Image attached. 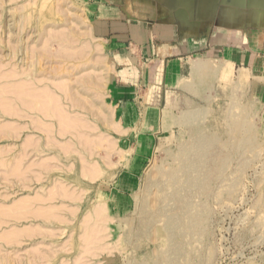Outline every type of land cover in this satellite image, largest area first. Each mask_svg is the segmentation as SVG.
Wrapping results in <instances>:
<instances>
[{
	"label": "rangeland",
	"instance_id": "obj_1",
	"mask_svg": "<svg viewBox=\"0 0 264 264\" xmlns=\"http://www.w3.org/2000/svg\"><path fill=\"white\" fill-rule=\"evenodd\" d=\"M88 3L0 0V264H264V101L251 93L248 79L240 81L239 72L214 70L225 65L206 60L213 70L190 73L173 96L163 95V128L137 143L125 122L129 99L115 98L108 61L90 28ZM36 46L40 51L45 46L41 57ZM32 47L42 60L32 57ZM49 89L61 97L47 95ZM38 95L45 96L42 104ZM50 97L61 99L55 104L84 125L73 120L67 132L62 116L45 117L44 102H54ZM37 100L42 106L36 111ZM143 100H135L141 111ZM109 113L126 133L107 122ZM95 160L97 178L90 180L82 166ZM61 189L72 191L73 200ZM51 204L57 216L50 213ZM99 204L105 205L101 229L86 218ZM92 224L94 246L83 237Z\"/></svg>",
	"mask_w": 264,
	"mask_h": 264
},
{
	"label": "crops",
	"instance_id": "obj_2",
	"mask_svg": "<svg viewBox=\"0 0 264 264\" xmlns=\"http://www.w3.org/2000/svg\"><path fill=\"white\" fill-rule=\"evenodd\" d=\"M87 10L115 98L129 99L125 122L137 143L163 128V95L173 96L201 60L225 65L214 70H244L264 101V0H89ZM137 96L145 98L142 111Z\"/></svg>",
	"mask_w": 264,
	"mask_h": 264
},
{
	"label": "bare ground",
	"instance_id": "obj_3",
	"mask_svg": "<svg viewBox=\"0 0 264 264\" xmlns=\"http://www.w3.org/2000/svg\"><path fill=\"white\" fill-rule=\"evenodd\" d=\"M24 8H25V7H24ZM49 27H50V26H49ZM49 27H48V28H49ZM46 28H47V27H46ZM48 28H47V29H48ZM52 28H53V27H52ZM52 28H50V29H52ZM22 29H23V28H22ZM54 29H55V28H54ZM52 30H53V29H52ZM45 31H46V30H45ZM47 31H48V30H47ZM47 31H46L45 33H47ZM50 31H51V30H50ZM52 32H53V31H52ZM52 32H51V33H52ZM42 33L44 34L43 36L45 37V33H44V31H42ZM48 33H49V32H48ZM51 33H50V36H48L49 38L51 37V35H53L54 32H53L52 34H51ZM57 33H58V32H57ZM40 34H41V32H40ZM66 34H67V36H68V34H71V33H69V31H68V32H66ZM55 35H56V34H55ZM60 35H62V34H60ZM72 35H73V34H72ZM65 36H66V35H65ZM67 36H66V37H67ZM39 37H40V36H39ZM39 37H38V38H39ZM54 37H55V36H54ZM63 37H64V36H63ZM70 37H71V36H70ZM52 38H53V37H52ZM52 38H51V40H55L54 38H53V39H52ZM67 38H68V37H67ZM45 39H46V38H45ZM67 40H68V39H67ZM72 40H75V39H72ZM42 41H43V39H42ZM76 41H77V40H76ZM39 42H40V41H39ZM44 42H45V41H44ZM44 42H43V43H44ZM47 42H49L48 39H47ZM47 42H46V43H47ZM69 42H70V40H69ZM74 42H75V41H74ZM35 43H36V42H35ZM41 43H42V42H41ZM46 43H44V44H46ZM49 44H50V43H49ZM71 44H72V42H71ZM71 44L69 43L67 46H69V45H71ZM40 45H41V44H40ZM42 45H43V44H42ZM46 45H48V44H46ZM51 45H52V43H51ZM29 46H30V45H29ZM34 46H35V45H34ZM37 46H38V45H37ZM37 46H36L37 50H36V49H33L34 47H32V48H30V49H33V52H34V50L41 52V53H38V54H37L39 57H41V56H42L43 49L45 48V46H43L44 48H43L42 46L40 47V48H42L41 51H40V49H38ZM81 46H82V45H81ZM12 47H13V46H12ZM27 47H28V46H27ZM47 47H48V46H47ZM49 47H51V46L49 45ZM49 47H48V48H49ZM72 47H73V46H72ZM28 48H29V47H28ZM75 48H76V47H75ZM82 48H83V47H82ZM82 48H81V50H82ZM66 49H67V48H66ZM78 49H79V48H78ZM78 49H76V50H78ZM27 50H28V49H27ZM83 50H84V49H83ZM49 51H50V50H49ZM67 51H68V50H67ZM29 52H30V51H29ZM29 52H28V53H29ZM31 52H32V51H31ZM31 52H30V54H32ZM44 52H45V50H44ZM80 52H81V51H80ZM28 53H27V55H28ZM57 53H58V52H57ZM83 53H84V52H83ZM39 54H40L41 56H40ZM33 55H34V56H32V57L37 56V55H35V52H34ZM43 55H45V53H44ZM28 56H31V55H28ZM38 56H37V57H38ZM46 56H47V54H46ZM86 56H87V55H86ZM39 57H38L37 59L40 60L41 58H39ZM59 57H60V56H59ZM27 59H28V58H27ZM37 59H36V60H37ZM85 59H86V58H85ZM33 60H34V58H32V61H33ZM39 60H38V61H39ZM41 60H42V59H41ZM30 62H31V61H30ZM35 62H36V61H35ZM27 63H28V62H27ZM34 64H35V63H34ZM34 64H33V67H34ZM86 64H87V63H86ZM1 65H2V64H1ZM15 66H16V65H15ZM27 66H28V65H27ZM71 67H72V66H71ZM212 67H213V66H212ZM212 67H211V66L209 65V63H207L205 60H201V61H199V62H196V64H194V68H193L194 71H193V73H194V72L196 73V71L199 70V69H200L201 71L203 70L204 72H205V71H208V70L210 71V70H213ZM2 68H3V67H2ZM0 69H1V68H0ZM18 69H19V68H18ZM22 69H23V68H22ZM24 69H25V68H24ZM24 69H23V70H24ZM31 69H32V67H31ZM23 70H22L21 72H23ZM25 70H27V69H25ZM18 71H19V70H18ZM9 72H10V71H9ZM27 72H30V70H27ZM31 72H32V70H31ZM241 72H243V74H245L244 70H241ZM241 72H240V73H241ZM4 73H5V72H4ZM4 73H3V75H4ZM11 73H12V71H11ZM13 73H14V72H13ZM24 73H25V71L23 72V74H24ZM33 73H34V71H33ZM33 73H32V74H33ZM36 73H38V72H36ZM72 73H73V72H72ZM84 73H85V72H84ZM23 74H22V75H23ZM25 74H26V73H25ZM243 74H242L241 76L239 75V76H240L239 79H240V81H242V82L245 81V80L247 79V78H246V77H247V73L245 74V77H244ZM0 75H2V73H1ZM18 75H19V74H18ZM36 75H37V74H36ZM43 75H44V74H43ZM46 75H47V74H45V76H46ZM5 76H6V77H5ZM5 76H4L5 78L8 77L7 75H5ZM9 76H10V75H9ZM20 76H21V75H20ZM32 76H33V75H32ZM37 76H38V75H37ZM50 76H53V75H50ZM4 77H2V78H4ZM10 77H11V76H10ZM14 77H15V76H14ZM35 77H36V76H35ZM8 78H9V77H8ZM39 78H40V77H39ZM43 78H44V77H43ZM45 78H47V77H45ZM0 79H1V77H0ZM36 79H37V77H36ZM51 79H53V78L51 77ZM37 80H38V79H37ZM37 80H36V81H37ZM49 80H50V77H49ZM54 80H55V78H54ZM61 80H62V79H61ZM65 80H66V79H65ZM23 81H25V83H26V80H23ZM55 81H56V80H55ZM17 82H18V81H17ZM30 82H31V81H30ZM41 82H42V80H41ZM67 82H68V81H67ZM69 82H70V81H69ZM4 83H5V82H4ZM11 83H12V82H11ZM21 83H22V82H21ZM35 83H36V82H34V84H35ZM55 83H57V82H55ZM61 83H62V82H61ZM61 83H60V85L62 86ZM65 83H66V82H65ZM16 84H17V83H16ZM0 85H1V84H0ZM3 85H5V87H6V84H3ZM3 85H2V86H3ZM7 85H8V84H7ZM18 85H19L18 87H20V84H18ZM30 85H31V84H30ZM35 85H37V84H35ZM60 85H59V86H60ZM64 85H65V84H64ZM67 85H68V84L65 85V89H66V90H68V88H66ZM235 85H236V84H235ZM9 86H14V85H9ZM37 86H38V85H37ZM37 86H36V87H37ZM45 86H46V85H45ZM55 86H57V85H55ZM0 87H1V86H0ZM7 87H8V86H7ZM15 87H16V86H15ZM68 87H69V86H68ZM235 87H236V86H235ZM8 88H9V87H8ZM13 88H14V87H13ZM24 88H25V87H24ZM28 88H29V87H28ZM37 88L39 89V87H37ZM40 88H41V87H40ZM42 88H43V87H42ZM50 88H51V87H50ZM58 88H59V87H58ZM63 88H64V87H63ZM69 88H70V87H69ZM4 89H5V88H4ZM6 89H7V88H6ZM53 89H54V88H53ZM59 89H60V88H59ZM10 90H12V88H10ZM28 90H29V89H28ZM34 90H35V88H34ZM42 90H43V89H42ZM49 90H51V89H49ZM49 90H48V91H49ZM61 90H62V89H61ZM72 90H73V89H72ZM7 91H8L9 93L12 92V91H9V90H7ZM25 91H26V88H25ZM36 91H37V90H36ZM43 91H44V90H43ZM48 91H47V92H48ZM73 91H74V90H73ZM5 92H6V91H5ZM8 92H7V93H8ZM15 92H16V91H15ZM19 92L21 93L20 90H19ZM38 92H39V91H38ZM57 92H58V91H57ZM62 92H64V91L62 90ZM1 93H2V92H1ZM13 93H14V92H13ZM20 93H19V94H20ZM22 93H23V92H22ZM27 93H28V91H27ZM31 93H32V91H31ZM33 93H34V91H33ZM33 93H32V95H34ZM42 93H43V92H42ZM42 93H41V94H42ZM49 93H51V95H52V93H53L52 96L58 95V94H55V95H54V91L52 92V90H51V92H48L47 95H49ZM59 93H60V92H59ZM65 93L68 94V93H69V90H68V93H67V92H65ZM65 93H63V94H65ZM73 93H74V92H73ZM29 94H30V93H29ZM35 94H37V93H35ZM43 94H44V93H43ZM66 94H65V98L67 97ZM27 95H28V94H27ZM47 95H46V97H48ZM69 95H71V97L73 96L72 93L69 94ZM15 96H16V94H15ZM49 96H50V95H49ZM74 96H75V95H74ZM5 97H6V96H5ZM35 97H36V96H35ZM37 97H40V96L38 95ZM43 97H45V96L42 95V98H43ZM55 97H56V96H55ZM58 97H61V96L58 95ZM69 97H70V96H69ZM71 97H70V100L72 101L73 99H71ZM6 98H7V97H6ZM19 98H20V96H19ZM22 98H23V97H22ZM40 98H41V97H40ZM40 98H39V99H40ZM42 98H41V100H42ZM52 98H53V97H52ZM63 98H64V97H63ZM75 98H76V97H75ZM23 99H24V98H23ZM36 99H37V98H36ZM39 99H38V100H39ZM57 99H58V98H57ZM24 100H25V99H24ZM34 100H35V99H34ZM38 100H37V101H38ZM44 100L49 101L48 98H47V99H44ZM50 100H51V97H50ZM52 100L54 101V100H56V99L54 98V99H52ZM52 100H51V102H52ZM58 100H59V99H58ZM58 100H56V102H57ZM64 100H65V99H64ZM70 100H68V101H70ZM76 100H77V98H76ZM3 101H4V100H3ZM61 101H62V100L60 99V101H58V102H59V103H62ZM9 102H10V101H9ZM30 102H31V101H30ZM32 102H33V101H32ZM35 102H36V101H35ZM73 102L76 103L75 99L73 100ZM27 103H28V102H27ZM38 103H39V101H38ZM42 103H43V100L41 101V104H42ZM44 103H46V104H45V107H44V110H43V111H44L43 114H45V115H44L45 117H46V116H49V115H47V114H50V116H51V115H53V116H58V115H60V116H62V118L60 117V118H61L60 120H64V122H65L64 124H62L63 121H60V122H61V125H65V126H64V127H65V128H64L65 131L69 132L70 129L72 130L73 127H72V124H71V123L73 122L74 119H73V117H71V115H69L70 112L67 114V112L69 111V109H68V111H66V109H65V111H66V112H65L64 109L62 108L63 105H62V104L60 105V104H58V103L55 104V101H54L53 103H51V104H53V105L48 104L47 102H44ZM83 103H84V102H83ZM36 104H37V103H36ZM47 104H48L49 106H47ZM54 104H55V105H54ZM67 104H68V103H67ZM67 104H66V105H67ZM8 105H10V104H8ZM64 105H65V104H64ZM68 105H69V104H68ZM84 105H85V104H84ZM4 106H5V105H4ZM4 106H2L3 109H4ZM16 106H17V104H16ZM41 106H42V105H41ZM41 106H40V103H39V104H38V107H36L35 110L37 111V108H39V107H41ZM89 106H90V104H89ZM92 106H93V105H92ZM8 107H9V106H8ZM8 107H7V108H8ZM13 107H14V105H13ZM67 107H68V106H67ZM84 107H85V106H84ZM5 108H6V107H5ZM32 109H33V107H32ZM42 109H43V108H42ZM85 109H86V108H85ZM9 110H10V107H9V109H8V112H9ZM11 110H12V109H11ZM15 110H17V109L15 108ZM20 110H21V109H20ZM5 111H6V110H5ZM38 111H39V110H38ZM103 111H104V110H103ZM11 112H12V111H11ZM13 112H14V111H13ZM13 112H12V113H13ZM41 112H42V111H41ZM9 113H10V112H9ZM15 113H16V112H15ZM18 113H19V110H18ZM58 113H59V114H58ZM36 114H37V113H36ZM15 115H16V114H15ZM28 115H29V114H28ZM30 115H31V114H30ZM30 115H29V116H30ZM37 115H38V114H37ZM12 116H13V115H12ZM19 116H20V115H19ZM26 116H27V115H26ZM50 116H49V118H50ZM72 116H73V115H72ZM31 117H32V116H31ZM37 117H38V116H37ZM29 118H30V117H29ZM39 118H40V117H39ZM55 118H56V117H55ZM57 118H58V117H57ZM40 119H41V118H40ZM105 119H107V122H108L109 124L113 125V126H114V129H116L118 132H122V131H123V129H121V127L119 128V124H118V122L115 121V120H113V118H112V114H111V113H109L108 115L106 114ZM84 120H85V119H84ZM32 121H35V120H32ZM37 121L39 122V120H37ZM75 121H77V123H76ZM82 121H83V120H82ZM12 122H13V121H12ZM40 122H41V120H40ZM58 122H59V121H58ZM74 122H75V124H74L75 126H78V124H80V123H79V122H80L79 120H74ZM84 122H86V121H84ZM1 123H2V122H1ZM6 123H7V122H6ZM10 123H11V122H10ZM13 123H14V122H13ZM42 123H43V122H42ZM86 123H88V122H86ZM86 123H85V124H86ZM32 124H33V123H32ZM40 124H41V123H40ZM49 124H50V123H49ZM205 124H206V123H205ZM1 125H2V124H1ZM1 125H0V126H1ZM9 125H10V124H9ZM19 125H20V124H19ZM23 125H24V124H23ZM33 125H34V124H33ZM50 125H51V124H50ZM80 125H84V123H83V124H80ZM7 126H8V125H7ZM17 126H18V124H17ZM51 126H52V125H51ZM51 126H50V127H51ZM85 126H86V125H85ZM8 127H9V126H8ZM10 127H11V126H10ZM12 127H13V126H12ZM20 127H22V126H20ZM34 127H35V126H34ZM39 127H40V126H39ZM42 127H44V126L42 125ZM42 127H41V128H42ZM60 127H61V126H60ZM62 127H63V126H62ZM87 127H89V126H87ZM87 127H86V128H87ZM95 127H97V126H95ZM48 128H49V127H48ZM48 128H47V130H49ZM83 128H85V127H83ZM91 128H92V127H91ZM14 129H15V128H14ZM14 129H13V131H14V133H15V130H14ZM64 129L62 128L61 131L64 132ZM67 129H68V130H67ZM96 129H97V128H96ZM16 130H17V129H16ZM41 130H42V129H41ZM47 130L45 131V129H43V131H45L46 133H47ZM56 130H57V129H56ZM58 130H59V129H58ZM51 131H52V130H50L49 133H51ZM88 131H89V133H91L90 130H88ZM53 132H54V131H53ZM59 132H60V131H59ZM62 132H61V133H62ZM79 132H80V131H79ZM92 132H93V131H92ZM87 133H88V132H87ZM98 133H99V132H98ZM210 133H211V132H210ZM2 134H3V133H2ZM63 134H64V133H63ZM81 134L83 135V133H81ZM54 135H55V134H54ZM84 135H85V134H84ZM84 135H83V137H84ZM85 136H86V135H85ZM92 136H93V135H92ZM92 136H91V137H92ZM96 136H98V135H96ZM4 137H5V136H4ZM46 137H47V135H46ZM79 137H80V135H79ZM79 137H78V138H79ZM87 137H88V136H87ZM89 137H90V136H89ZM94 137H95V136H93L92 138H94ZM14 138H15V137H14ZM25 138H26V137H25ZM49 138H50V137H49ZM53 138H54V137H53ZM81 138H82V137H81ZM85 138H86V137H85ZM92 138H91V139H92ZM95 138H96V137H95ZM32 139H33V138H32ZM46 139H48V137H47ZM50 139H52V138H50ZM96 139H97V138H96ZM35 140H36V139H35ZM53 140H54V139H53ZM53 140H52V141H53ZM82 140H83V139H82ZM84 140H85V139H84ZM87 140H90V139L88 138ZM87 140H86V141H87ZM98 140H99V139H98ZM27 141H28V140H27ZM78 141H79V140H78ZM93 141H94V139H93ZM34 142H35V141H34ZM39 142H40V141H39ZM28 143H30V142L28 141ZM37 143H38V142L36 141V144H37ZM47 143H48V142H47ZM49 143H50V141H49ZM81 143H82V141H81ZM32 144H33V142H31L30 145H32ZM36 144H35V147L38 148L40 144H39V145H36ZM50 144L52 145V144H54V142H53V143L51 142ZM57 144H58V143H57ZM66 144L68 145V143H66ZM79 144H80V142H79ZM84 144H85V143H84ZM84 144H83V145H84ZM94 144H97V141H94ZM99 144H100V143H99ZM41 145H42V144H41ZM75 145H76V144H75ZM90 145H91V141H90V143H89V146H90ZM37 146H38V147H37ZM55 146H56V145H55ZM55 146H51V147H55ZM70 146H73V145L70 143ZM76 146H77V145H76ZM111 146H112V145H111ZM35 147H34V148H35ZM67 147H68V146H67ZM36 148H35V149H36ZM39 148H41V147H39ZM110 148H111V147H110ZM41 149H42V151L44 150L43 148H41ZM67 149H70V148H67ZM42 151H41V152H42ZM118 151H119V150H118ZM37 152H38V150H37ZM73 152H74V151H73ZM93 152H94V150H93ZM93 152H92V153H93ZM70 153H71V152H69V154H70ZM74 153H75V152H74ZM83 153H84V152H83ZM92 153H91V156L94 154V153H93V154H92ZM96 153H98V152H96ZM188 153H189V152H188ZM108 154H109V153H108ZM119 154H121L120 151H119ZM26 155H27V154H25V156H26ZM78 155H80V154H78ZM81 155H82V154H81ZM81 155H80V156H81ZM83 155H84V154H83ZM95 155H96V154H95ZM84 156H85V158H86L87 155L85 154ZM88 156H90V154H89ZM107 156H108V155H107ZM58 157H59V155H58ZM110 157H111V156H110ZM123 157H124V156H123ZM85 158H84V159H85ZM168 158H169V156H168ZM58 159H59V158H58ZM74 159H75V158H74ZM80 159H83V156H82L81 158H79V160H80ZM84 159H83V160H84ZM41 160H42V159H41ZM75 160H76V159H75ZM2 161H3V160H2ZM86 161H89V160L86 159ZM102 161H103V160H102ZM41 162H43V160H42ZM84 162H85V161H84ZM84 162H82V165H83ZM92 162H93V161H92ZM92 162H90V164H88L89 162H87V163L85 162L86 165H84V167L82 166V168H84V170H83V172H82V171H81V172L83 173V176L87 177L88 179H90V180H95V179L97 178V170H96V167H97L99 164H97L96 160L94 161V163H92ZM104 162H105V161H104ZM189 162H190V160H189ZM36 164H38V163L36 162ZM40 164H41V163H39L38 165H40ZM69 164H70V166H71V163H69ZM187 164H188V163H187ZM32 165H33V164H32ZM41 165H42V164H41ZM44 165H47L46 168H48V164H47V162H46V163H43V167H44ZM49 165H50V164H49ZM55 165H56V164H55ZM55 165H54V166H55ZM33 166H34V165H33ZM52 166H53V164L51 165V167H52ZM70 166H69V167H70ZM182 166H183V165H182ZM49 167H50V166H49ZM183 168L185 169V167H183ZM195 168H196V167H195ZM46 170H47V169H46ZM17 171H18V170H17ZM20 172H21V171H20ZM39 173H40V172H39ZM39 175H40V174H39ZM81 175H82V174H81ZM166 178H169V176L166 177ZM37 181H38V180H37ZM168 181H169V180H168ZM189 182H190V181H189ZM169 183H170V182H169ZM177 183H178V182H177ZM63 184H64V183H63ZM61 185H62V184H61ZM166 185H167V182H166ZM181 185H182V184H181ZM52 186H53V185H52ZM67 186L69 187V185H66V187H67ZM168 186H169V184H168ZM61 187L63 188V186H61ZM68 187L66 188V190L68 189ZM169 187H170V186H169ZM56 188H57V187L55 186V189H56ZM70 188H71V187H70ZM52 189H53V188H52ZM64 189H65V187H64ZM57 190L59 191L58 188H57ZM57 190H54L55 192H52L53 190L50 192V193H51V197H50V198H52V196H53V197L55 196V194L57 193ZM61 190H62V192L64 191L63 189H61ZM71 190H72V189H71ZM73 191H74V190H73ZM81 191H82V190H81ZM163 191H164V190H163ZM62 192H61V193H62ZM68 192H70V193H67V191H64L63 195L65 194L64 196H66V194H67V195H68V194H71L72 191L69 190ZM164 192H165V191H164ZM54 193H55V194H54ZM74 193H75V191H74ZM76 193H79V192H76ZM52 194H53V195H52ZM57 194H58L57 196H60V195H59V194H60V191H59V193H57ZM71 195H75V194H71ZM71 195H70V196H71ZM68 196H69V195H68ZM70 196H69V197H70ZM39 197L41 198V196H38L37 198H39ZM42 197H43V195H42ZM79 197H80V196H79ZM45 198H46V195H45ZM47 198H48V196H47ZM70 198H71V197H70ZM75 198L77 199L76 196H75ZM75 198H74V200H76ZM164 198H165V197H164ZM42 199H43V198H42ZM68 199H69V198H68ZM24 200H25V199H24ZM27 200H28V199H27ZM33 200L36 201V200H38V199L35 198V199H33ZM40 200H41V199H40ZM40 200H38V201H40ZM46 200H47V199H46ZM69 200H73V199L71 198V199H69ZM165 200H166V199H165ZM21 201H22V200H21ZM79 201H80V198H79ZM32 202H33V201H32ZM32 202H31V203H32ZM17 204H18V203H17ZM17 204H16V205H17ZM161 204H162V203H161ZM31 205H33V204H31ZM47 205H48V204H47ZM47 205H46V206H47ZM51 205H52V206H51ZM51 205H50V207H49V211H50V209H51L50 213L52 214V212H54L53 215L55 214V215L57 216V214H59L58 211L55 213V211L52 210V208H54V205H55V204H54V205L51 204ZM181 205H182V204H181ZM10 206H11V204H10ZM17 206H18V205H17ZM20 206H22V205H20ZM29 206H30V205H29ZM41 206H42V205H41ZM48 206H49V205H48ZM48 206H47V207H48ZM70 206H71V205H70ZM4 207H5V206H4ZM12 207H13V205H12ZM12 207H11V208H12ZM14 207H15V206H14ZM14 207H13V210H14ZM23 207H24V206H23ZM23 207H21V208H23ZM44 207H45V206H44ZM51 207H52V208H51ZM55 207H57V206H55ZM78 207H79V206H78ZM15 208H17V207H15ZM18 208H20V207H18ZM38 208H39V205H38ZM42 208H43V206H42ZM9 209H10V207H9ZM33 209H35V208H33ZM0 210H1V209H0ZM3 210H4V209H3ZM13 210H12V211H13ZM39 210H40V209H39ZM55 210H56V208H55ZM57 210H58V209H57ZM104 210H105V205H103V204H99V205H97V206H95V207L93 208V210H92V212H91V216H90V218L87 217L89 214H87L86 218H88L89 221L91 220L92 222H95L97 225H98V224L101 225V222L103 221V217H104ZM1 211H2V210H1ZM29 211L31 212L32 210H29ZM42 211H43V210H42ZM44 211H45V210H44ZM73 211H74L73 213H75V210H74V209H73ZM5 212H6V211H5ZM18 212H19V211H18ZM26 212H27V211H26ZM26 212L23 211L22 213H26ZM40 212H41V211H40ZM45 212H47V210H46ZM8 213H9V212H8ZM8 213H7V214H8ZM35 213H36V212H35ZM4 214H5V213H4ZM20 214H21V213H20ZM27 214H28V212H27ZM45 214H46V213H45ZM1 215H2V214H1ZM5 215H6V214H5ZM10 215H11V214H10ZM47 215L51 216V215L48 214V213H47ZM47 215H46V216H47ZM55 215H54V216H55ZM61 215H62V214H61ZM73 215H74V214H73ZM12 216L15 217L14 214H13ZM12 216H11V217H12ZM23 216H24V214H23ZM46 216H45V217H46ZM49 216H47V217H49ZM62 216H63V215H62ZM51 217H52V216H51ZM59 217H60V218H63V217H61L60 215H59ZM59 217H56V218L54 217V218H55V220H59ZM17 218H19V217L17 216ZM17 218H16V219H17ZM49 218H50V217H49ZM64 218H65V219H64ZM64 218H63L64 220H62V221L65 222L66 219H67L66 221H70V219H69L68 217H65V216H64ZM45 219H46V218H45ZM68 219H69V220H68ZM83 219H84V218H83ZM0 220H1V219H0ZM55 220H53V221H55ZM1 221H3V220H1ZM8 221H9V220H8ZM60 221H61V219H60ZM84 222H85V219H84ZM86 222H87V220H86ZM3 223H4V221H3ZM67 223H68V222H67ZM83 224H84V223H83ZM87 224H89V223H86V225H87ZM96 224H95V225H96ZM100 225H98V229H101V228H99ZM84 227H85V229H86V226H84ZM87 228H88V230L86 229L87 231H86V232L84 231L85 233L83 232V233H84V234H83V237H84L86 240H88V242H90V241H91V235H93V234H92V233H93L92 230H93V228H95V226L92 224L90 227L88 226ZM102 228H103V226H102ZM98 229H97V230H98ZM102 230H103V229H102ZM102 230H99V232H102ZM95 231H96V229H95ZM95 231H94V233H95ZM96 232L99 233L98 231H96ZM84 235H85V236H84ZM99 235H100V234H99ZM100 236H101V235H100ZM80 237H81V235H80ZM92 237L94 238V235H93ZM82 239H83V238H82ZM89 239H90V240H89ZM96 239H98V237H97ZM100 239H102V238H100ZM83 240H84V239H83ZM93 240H94L93 243L95 244V242H96L95 238H94ZM97 241H99V240H97ZM85 242L88 243L87 241H85ZM90 243L92 244V242H90ZM90 243L88 244L89 246H91ZM94 244H92V245L94 246ZM96 244L98 245L99 242L96 243ZM80 245H81V243H80ZM86 245H87V244H86ZM86 245L83 247L84 249H85V247H87ZM100 246H101V245H100ZM95 247H96V246H95ZM91 248H92V247H91ZM100 248H101V247H100ZM102 248H103V247H102ZM94 249H95V248H94ZM94 249H93L92 251H94ZM96 249H97V247H96ZM98 249H99V248H98ZM85 250H86V249H85ZM88 250H90V248H89ZM99 250H100V249H99ZM99 250H98V251H99ZM83 251H84V250H83ZM86 252H87V250L85 251V255H86ZM94 252H97V251H94ZM45 253H46V252H45ZM97 253H98V252H97ZM81 254H82V253H81ZM81 254H80V255H81ZM44 255H45V254H44ZM50 255H51V254H50ZM82 255H83V254H82ZM82 255H81V256H82ZM88 255H89V253H88ZM95 255H96V254H95ZM98 255H99V254H98ZM46 256H47V254H46ZM46 256H45V258H46ZM41 257H42V256H41ZM47 257H48V256H47ZM52 257H53V256H52ZM76 257H77V255H76ZM89 257H90V256H89ZM91 257H93V256L91 255ZM94 257H95V256H94ZM32 258H33V257H32ZM48 258H49V257H48ZM77 258H78V257H77ZM77 258H76V259H77ZM82 258H83V260L85 259L84 257H82ZM28 259H29V258H28ZM37 259H40V258L37 256ZM49 259H50V258H49ZM49 259H47V260H49ZM86 259H87V257H86ZM89 259H90V258H89ZM77 260H78V259H77ZM79 260H81V258H79ZM83 260H82V261H83ZM4 261H5V260H4ZM12 261H13V260H12ZM28 261H29V260H28ZM82 261H81V262H82ZM86 261H87V260H86ZM6 262H7V260H6ZM31 262H33V260H32ZM35 262H36V261H35ZM42 262H43V261H42ZM47 262H48V261H47ZM4 263H5V262H4ZM22 263H23V262H22ZM83 263H84V262H82V264H83ZM7 264H8V263H7ZM11 264H12V263H11ZM34 264H35V263H34ZM63 264H64V263H63ZM66 264H67V263H66ZM79 264H80V263H79ZM85 264H86V263H85Z\"/></svg>",
	"mask_w": 264,
	"mask_h": 264
}]
</instances>
